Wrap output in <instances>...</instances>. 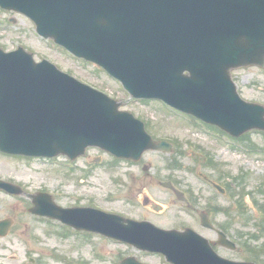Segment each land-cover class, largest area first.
I'll return each mask as SVG.
<instances>
[{
    "label": "water",
    "instance_id": "95a60500",
    "mask_svg": "<svg viewBox=\"0 0 264 264\" xmlns=\"http://www.w3.org/2000/svg\"><path fill=\"white\" fill-rule=\"evenodd\" d=\"M0 6L26 15L42 36L103 67L135 98L163 100L235 137L264 130V107L243 101L230 74L264 67V0H0ZM118 110L117 101L48 61L37 63L22 48L0 49L2 151L76 159L98 147L139 161L146 151L172 150ZM0 188L21 194L1 181ZM33 203L35 215L164 254L172 264H245L218 260L208 241L189 229L164 231L97 210L62 209L45 194ZM8 228L1 222L0 235Z\"/></svg>",
    "mask_w": 264,
    "mask_h": 264
},
{
    "label": "rangeland",
    "instance_id": "374dc122",
    "mask_svg": "<svg viewBox=\"0 0 264 264\" xmlns=\"http://www.w3.org/2000/svg\"><path fill=\"white\" fill-rule=\"evenodd\" d=\"M19 46L33 53L37 61L49 60L62 71L119 99L122 110L142 120L155 139L172 142L174 152H148L140 164L116 161L100 150H90L87 157L73 164H68L66 158L48 161L0 154V179L24 190L17 197L0 194V220L15 222V229L0 240L1 264H28L30 259L36 264H118L119 258L129 255L146 264H166L159 256L100 236L71 232L62 237L60 225L29 213L32 196L39 191L53 195L62 207L98 205L165 229L191 227L210 241H217L215 232L201 227L196 212L189 211L170 189L160 185L168 181H174L196 205L221 208L210 213L211 219L217 226L225 225L228 235L238 243L236 252L223 254L264 264V256L256 258L250 248L244 247H264V224L255 207V203L264 207L263 132H251L237 143L190 118L176 117L177 113L158 101L132 100L100 68L77 61L62 48L36 37L34 24L25 17L0 10V47L13 51ZM232 75L243 99L264 105V68H242ZM97 158L100 163L94 162ZM144 166H149L148 171L143 170ZM201 175L217 183L223 181L230 188L228 194L221 195ZM145 205L162 208L155 211Z\"/></svg>",
    "mask_w": 264,
    "mask_h": 264
},
{
    "label": "flooded vegetation",
    "instance_id": "af4514ba",
    "mask_svg": "<svg viewBox=\"0 0 264 264\" xmlns=\"http://www.w3.org/2000/svg\"><path fill=\"white\" fill-rule=\"evenodd\" d=\"M89 206V205H88Z\"/></svg>",
    "mask_w": 264,
    "mask_h": 264
}]
</instances>
